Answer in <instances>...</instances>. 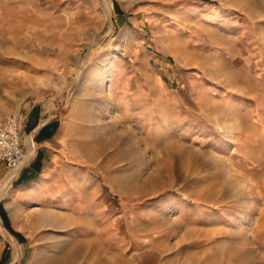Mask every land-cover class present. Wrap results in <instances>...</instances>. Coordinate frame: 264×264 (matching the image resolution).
<instances>
[{"label":"rangeland","instance_id":"1","mask_svg":"<svg viewBox=\"0 0 264 264\" xmlns=\"http://www.w3.org/2000/svg\"><path fill=\"white\" fill-rule=\"evenodd\" d=\"M73 97L114 262L264 264V0H0V123Z\"/></svg>","mask_w":264,"mask_h":264},{"label":"crops","instance_id":"2","mask_svg":"<svg viewBox=\"0 0 264 264\" xmlns=\"http://www.w3.org/2000/svg\"><path fill=\"white\" fill-rule=\"evenodd\" d=\"M153 78L154 99L148 104L155 113L161 111L162 87L160 80ZM119 89L115 87V106L125 113L118 98H128ZM79 98H72L62 117L58 114L60 107L32 113L29 132L36 130L31 140L34 155L10 185L6 164L0 161V187L4 184L5 188L0 191V264H83L82 249L87 246H83L82 238L90 232H95L97 241L89 247L94 251L85 264H131L125 260L114 262L112 245H108L113 222L107 220L110 204L102 192L106 184L96 173L83 176L81 138L93 136V132L81 127ZM169 104L175 106L176 102L170 98ZM99 218L105 219V225L98 224ZM101 231L107 234L102 245L97 235ZM11 241L20 245V253L15 255L7 249ZM99 249L104 255L100 259ZM133 264L146 263L139 260Z\"/></svg>","mask_w":264,"mask_h":264},{"label":"built area","instance_id":"3","mask_svg":"<svg viewBox=\"0 0 264 264\" xmlns=\"http://www.w3.org/2000/svg\"><path fill=\"white\" fill-rule=\"evenodd\" d=\"M26 119L25 113L9 114L0 123V161L6 164L8 184L34 155L29 152L22 136V127Z\"/></svg>","mask_w":264,"mask_h":264},{"label":"bare ground","instance_id":"4","mask_svg":"<svg viewBox=\"0 0 264 264\" xmlns=\"http://www.w3.org/2000/svg\"><path fill=\"white\" fill-rule=\"evenodd\" d=\"M113 29V28H112ZM108 87V85L105 83V82H102L101 83V86H100V89L101 90H105L106 88ZM106 94V93H105ZM32 140V138L30 139V141ZM31 144H32V148L30 149V152L34 153V147H33V143L31 141ZM33 149V150H32ZM94 154V153H93ZM92 157V156H91ZM7 181V180H6Z\"/></svg>","mask_w":264,"mask_h":264},{"label":"water","instance_id":"5","mask_svg":"<svg viewBox=\"0 0 264 264\" xmlns=\"http://www.w3.org/2000/svg\"><path fill=\"white\" fill-rule=\"evenodd\" d=\"M50 118H51V117H49V118L44 122V124H46V123L49 121ZM35 132H36V130H34L33 133L31 134L33 140H34V134H35ZM7 183H8V182H7Z\"/></svg>","mask_w":264,"mask_h":264}]
</instances>
